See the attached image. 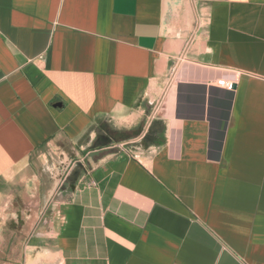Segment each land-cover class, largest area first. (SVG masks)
<instances>
[{
  "label": "crops",
  "instance_id": "1",
  "mask_svg": "<svg viewBox=\"0 0 264 264\" xmlns=\"http://www.w3.org/2000/svg\"><path fill=\"white\" fill-rule=\"evenodd\" d=\"M0 264H264V0H0Z\"/></svg>",
  "mask_w": 264,
  "mask_h": 264
},
{
  "label": "built area",
  "instance_id": "2",
  "mask_svg": "<svg viewBox=\"0 0 264 264\" xmlns=\"http://www.w3.org/2000/svg\"><path fill=\"white\" fill-rule=\"evenodd\" d=\"M219 86L224 87L225 89L231 90L232 89V84L231 83H226L224 81H219L217 83Z\"/></svg>",
  "mask_w": 264,
  "mask_h": 264
}]
</instances>
